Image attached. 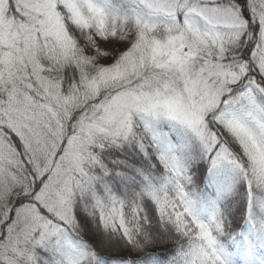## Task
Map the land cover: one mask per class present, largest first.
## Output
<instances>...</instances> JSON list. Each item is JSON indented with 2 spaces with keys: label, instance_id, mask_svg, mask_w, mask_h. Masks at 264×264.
I'll return each instance as SVG.
<instances>
[{
  "label": "snow or ice",
  "instance_id": "1",
  "mask_svg": "<svg viewBox=\"0 0 264 264\" xmlns=\"http://www.w3.org/2000/svg\"><path fill=\"white\" fill-rule=\"evenodd\" d=\"M0 264H264V0H0Z\"/></svg>",
  "mask_w": 264,
  "mask_h": 264
},
{
  "label": "trees",
  "instance_id": "2",
  "mask_svg": "<svg viewBox=\"0 0 264 264\" xmlns=\"http://www.w3.org/2000/svg\"><path fill=\"white\" fill-rule=\"evenodd\" d=\"M123 46H124V45H119L118 47H120V48H121V47H123Z\"/></svg>",
  "mask_w": 264,
  "mask_h": 264
},
{
  "label": "rangeland",
  "instance_id": "3",
  "mask_svg": "<svg viewBox=\"0 0 264 264\" xmlns=\"http://www.w3.org/2000/svg\"><path fill=\"white\" fill-rule=\"evenodd\" d=\"M124 47V46H123ZM123 47H121V48H123Z\"/></svg>",
  "mask_w": 264,
  "mask_h": 264
}]
</instances>
